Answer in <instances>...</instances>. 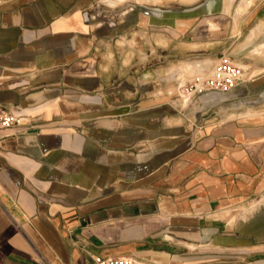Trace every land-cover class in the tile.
<instances>
[{"label":"crops","instance_id":"0c3cea01","mask_svg":"<svg viewBox=\"0 0 264 264\" xmlns=\"http://www.w3.org/2000/svg\"><path fill=\"white\" fill-rule=\"evenodd\" d=\"M126 1L0 0V110L21 119L0 134V264H264V64L173 106L134 48L144 35L164 59L176 42L212 45L216 65L240 40L238 0ZM243 19L264 24V0Z\"/></svg>","mask_w":264,"mask_h":264},{"label":"rangeland","instance_id":"374dc122","mask_svg":"<svg viewBox=\"0 0 264 264\" xmlns=\"http://www.w3.org/2000/svg\"><path fill=\"white\" fill-rule=\"evenodd\" d=\"M239 1L240 3L237 6V3ZM137 3H140L141 6L137 7ZM183 3L184 2L182 0H160V2H155L153 0H128L123 5V9L129 10L130 8L136 7L135 9L139 8L142 11L143 8H148L154 12H159L163 10L169 11L186 9L185 6L181 5ZM252 3L253 0H238L236 2L229 16L230 18L234 19L236 34L241 32L240 40L230 50V53L235 52L233 54L234 56H231L229 53L223 54V52H221V55L218 56L219 60L224 55L229 56L235 64L243 67L245 70L250 69V75L248 76V78H253V76L258 74V72L251 69V62L260 61L262 64H264V24L261 23V26H259V23H253L249 25L248 22L243 19L244 14L247 12L248 8L252 5ZM235 7H237L236 10ZM205 23L206 21L199 22L198 25L195 26V28L193 29L194 36H196V39L197 37H199L200 39L206 37V28L201 27ZM255 29L257 30L255 31ZM213 32L215 34V31ZM217 33L222 36L225 33V30H220ZM144 36L146 37L140 38L138 39V41L134 42L136 43V45H134V48H139L140 52H142V54L139 56L140 70H148L149 67H154V69L158 70L159 73L162 75V79L164 81H161L160 85L156 87V90H159L161 92V95L162 93L165 94L167 98L170 99L173 106H175V103L173 102H178V100H181L182 106L184 107L186 101L189 98L192 99L193 97H197V95L193 96L187 91L191 88L195 80H203L207 78L214 70L216 58L215 55H211L209 53L211 51L212 45L199 47L204 48V51L195 52L192 51V49H188L186 51L185 48H181L180 45L176 42L173 43L170 49L171 54L167 56L166 59H164L163 54L157 53L155 51L156 53L152 55L151 52L155 49V47H160L163 49L167 48V46L163 47L165 45H163L161 41L156 39L157 37L149 39L147 35ZM131 41L132 39L130 38L127 42H123L120 40V43H124V46H126V51H131L133 45ZM120 43H117L118 45L115 43L114 45L120 46ZM247 43L249 44L248 49H246V51H243L242 54H239L240 51L238 52V48H240V46H242L243 44ZM148 52L150 53L148 54ZM239 57L245 58L247 62H236L234 58ZM219 60L217 61L219 62ZM153 85V83L141 85V94H152L153 90H155L154 86H156V84L154 86ZM255 204L256 202L252 204V212L257 209V205ZM252 215L253 214L251 213L244 214L242 215V218L248 219ZM230 218L234 219L236 218V216L232 214L230 215Z\"/></svg>","mask_w":264,"mask_h":264},{"label":"built area","instance_id":"2783aa9c","mask_svg":"<svg viewBox=\"0 0 264 264\" xmlns=\"http://www.w3.org/2000/svg\"><path fill=\"white\" fill-rule=\"evenodd\" d=\"M245 69L235 64L229 56H222L212 73L205 79H197L187 90L193 96L206 93H229L244 82ZM21 126V119L7 109L0 110V134ZM95 264H140L132 256L95 257Z\"/></svg>","mask_w":264,"mask_h":264},{"label":"bare ground","instance_id":"6f19581e","mask_svg":"<svg viewBox=\"0 0 264 264\" xmlns=\"http://www.w3.org/2000/svg\"><path fill=\"white\" fill-rule=\"evenodd\" d=\"M155 1H158V0H155ZM183 2H195L196 0H182ZM229 1V3H228V5H230V3H231V0H228ZM251 35V34H250Z\"/></svg>","mask_w":264,"mask_h":264}]
</instances>
